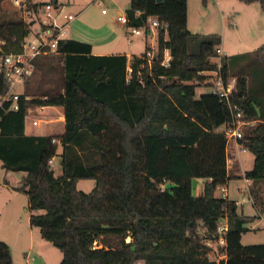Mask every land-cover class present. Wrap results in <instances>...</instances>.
<instances>
[{
	"label": "trees",
	"instance_id": "16d2710c",
	"mask_svg": "<svg viewBox=\"0 0 264 264\" xmlns=\"http://www.w3.org/2000/svg\"><path fill=\"white\" fill-rule=\"evenodd\" d=\"M243 1L264 9V0ZM41 5L27 0L34 12ZM22 13H0V54L22 50L32 21ZM151 14L165 25L151 66L144 57L149 48L130 59L94 55L91 44L68 38L59 41L55 53L35 60L33 74L40 70L61 81L32 98L21 93L18 110L8 103L0 107L1 167L25 173L18 190L28 197L30 225L63 253L59 264H215L206 241L214 239L223 218L228 234L222 264H264V244L241 243L246 225L264 214V204L248 216L237 201L216 196L232 179L223 132L231 110L209 86L198 95L199 84L192 83L203 82L201 71L217 68L213 59L219 57L221 36L188 29L187 0H130L126 27L146 26ZM165 49L171 54L169 67L161 65ZM220 60L224 77L235 78L234 102L247 119L257 121L238 143L255 156L244 176L259 200L264 44ZM7 92L0 75V94ZM34 106L63 107L64 133L26 134L25 119ZM57 156L60 174L50 164ZM195 178L206 180L200 196L192 192ZM83 179L95 180L88 193L77 188ZM0 264H15L4 241Z\"/></svg>",
	"mask_w": 264,
	"mask_h": 264
},
{
	"label": "rangeland",
	"instance_id": "374dc122",
	"mask_svg": "<svg viewBox=\"0 0 264 264\" xmlns=\"http://www.w3.org/2000/svg\"><path fill=\"white\" fill-rule=\"evenodd\" d=\"M27 1V0H26ZM34 3L45 5L54 0H32ZM98 4L95 0H57L56 5L64 6L68 14L76 19L68 28V36L79 39L96 37L103 43L95 47L96 52L122 51L131 55H141L147 48L158 49V32L153 34L131 35V30L117 20L118 13L125 14L130 8V0H102ZM188 1V29L192 33L207 35L218 34L222 43L220 48L224 55L231 56L239 53L251 52L264 44V9L258 2L246 3L243 0H187ZM27 4V3H26ZM4 6V7H3ZM22 9V8H21ZM16 5L15 0H0L1 12H23ZM102 9L109 13L102 14ZM20 14V13H19ZM23 14V13H22ZM26 20H31L25 16ZM67 37V34H66ZM217 61V59H214ZM235 81L234 77L228 78ZM52 80V79H51ZM45 72L37 71L24 83H18L13 90L18 93L28 91L36 96L44 90H49L60 83V76L56 75L54 82ZM206 86L202 82L197 88V94L205 92ZM51 107H30L25 119L29 132L34 133H60L61 124L50 120ZM40 119V126H33L32 121ZM234 140H229L231 147ZM62 148L59 147L60 154ZM239 168L231 169L232 179L227 183L229 199L238 203L239 211L245 215L254 216L264 204V183L260 184L259 200L251 193L252 185L247 186L245 172L252 169L255 156L249 150L240 154ZM60 158L57 156L53 162L56 174L60 169ZM19 173L11 172L7 179L10 185L5 186V171L0 169V241L11 247L12 259L15 264H59L63 253L52 243L42 238L40 229L30 225V211L28 197L18 190ZM206 180L195 178L192 181V192L195 196L203 193ZM252 184V182H251ZM95 185L93 179H83L77 188L90 192ZM19 187V188H18ZM248 187V189H247ZM251 195V200L248 198ZM216 196L219 192L216 191ZM246 196L245 200L242 198ZM248 231L242 235L243 245L264 244V214L259 219L246 225ZM223 251L211 249L208 258L219 261ZM138 264H144L139 262Z\"/></svg>",
	"mask_w": 264,
	"mask_h": 264
},
{
	"label": "built area",
	"instance_id": "2783aa9c",
	"mask_svg": "<svg viewBox=\"0 0 264 264\" xmlns=\"http://www.w3.org/2000/svg\"><path fill=\"white\" fill-rule=\"evenodd\" d=\"M98 4L102 5V0H95ZM16 5L21 8H25L23 16L29 17L34 25L30 26V32L22 43V50L20 52L2 53L0 54V75H2L8 82V92L0 94V107L5 103L9 104L10 109L18 110L21 93L15 92L13 88L18 83H24L35 70V60L42 55L55 53L57 45L60 40L66 39L67 30L70 24L76 19V16L68 14L65 11L64 6L55 5L53 3H47L41 5L37 12L27 8L26 0H15ZM109 12L106 9H102V14L107 15ZM117 20L123 23L125 26L128 23L126 13H118ZM160 28H165V25L159 20V18L151 14L147 19L146 26L143 27H130L131 35H141L143 33L148 34L156 33ZM219 57H217V68L213 70L201 71L200 77L203 78V83L209 86L211 93L223 98L230 110L232 120L229 126L223 128V132L226 135L227 141L234 140L239 141L243 137L245 131L249 129L256 120H250L246 118V115L242 109L234 102L235 94V81H231L225 78L223 75L221 57L224 56L221 48H217ZM159 52L152 47L145 53V59L149 66L152 65L153 60H156ZM171 54L168 49H165L163 60L161 65L164 67L170 66ZM214 61V59H213ZM131 69L128 72L131 73ZM192 83L201 84L200 80H194ZM40 119H34L32 121L33 126L41 125ZM243 150V148H240ZM245 150V149H244ZM54 159L50 160V164L53 165ZM231 161L228 162V168H231ZM247 186L251 185V180L246 179ZM227 185H222L217 188L219 196L221 198H229ZM247 187V189H248ZM244 196L242 201L246 198ZM248 198L251 200V195L248 193ZM227 234H228V221L226 218L220 220L216 228V235L214 239L206 241V245L210 248L223 251L222 257L219 261L214 260L215 264H222V261L226 260L227 249Z\"/></svg>",
	"mask_w": 264,
	"mask_h": 264
},
{
	"label": "crops",
	"instance_id": "0c3cea01",
	"mask_svg": "<svg viewBox=\"0 0 264 264\" xmlns=\"http://www.w3.org/2000/svg\"><path fill=\"white\" fill-rule=\"evenodd\" d=\"M4 7V6H3ZM153 34H156V33H153ZM66 38H68V39H74V40H78V41H82V42H86V43H89V44H91L92 45V53L94 54V55H115V54H126L127 56H128V58L130 59L132 56H134V55H131V54H129V53H126V52H122V51H114V52H96L95 51V47H98V46H100V45H103V43L101 42V41H99V39H97L96 37H87V38H83V39H79V38H77V37H71V36H68V30H67V37ZM222 43V42H221ZM224 54V53H223ZM37 62H41V61H43V57L41 58V57H38L37 58ZM49 65H52V63H49L48 64V66ZM50 68L52 67V66H49ZM38 71H40V70H38ZM32 97H34V96H29L28 98H32ZM46 107H51L52 108V111H50V114L54 117L53 119H51L50 120V122L51 123H55V122H57V123H59V124H61V130H60V133H32V132H29L28 130H27V127L25 126V132H26V134H28V135H30V134H34V135H53V136H59V135H62L63 133H64V131H65V117H64V108L63 107H57V106H45L44 108H46ZM43 108V107H42ZM240 148H242L240 145H239V143L238 142H233V144H232V146L230 147L229 146V144L227 145V160H228V162L229 161H231V168H229L230 170L232 169L233 170V168H239V165H240V154L244 151V149L243 150H240ZM54 160H55V158H54ZM60 161V160H59ZM0 169L1 170H3V171H5V182L6 183H4V185L5 186H8L9 187V185H10V181L7 179V176L11 173V172H13V171H6L5 169H3L2 167H1V163H0ZM60 169H61V166H60ZM17 173H19L20 175H19V178H20V180H19V183L21 184V182H22V178L24 177V175H25V173L24 172H17ZM61 173V170L59 171V173L58 174H60ZM94 187H95V185H94ZM93 187V188H94ZM19 188V187H18ZM10 247V246H9ZM10 249H11V247H10ZM11 254H12V252H11Z\"/></svg>",
	"mask_w": 264,
	"mask_h": 264
},
{
	"label": "water",
	"instance_id": "95a60500",
	"mask_svg": "<svg viewBox=\"0 0 264 264\" xmlns=\"http://www.w3.org/2000/svg\"><path fill=\"white\" fill-rule=\"evenodd\" d=\"M57 0H54V2H56ZM160 1V0H159ZM34 23H35V21L33 20V21H31L30 22V26H32V25H34ZM29 32H30V29H28L27 30V34H29Z\"/></svg>",
	"mask_w": 264,
	"mask_h": 264
}]
</instances>
